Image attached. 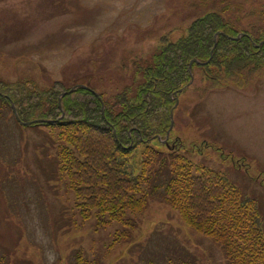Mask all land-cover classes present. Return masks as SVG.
Segmentation results:
<instances>
[{
	"label": "rangeland",
	"instance_id": "374dc122",
	"mask_svg": "<svg viewBox=\"0 0 264 264\" xmlns=\"http://www.w3.org/2000/svg\"><path fill=\"white\" fill-rule=\"evenodd\" d=\"M217 1L0 0V80L53 81L90 56L120 69L125 58L153 53L167 28L176 40L197 8ZM243 5L242 20L256 22L260 6ZM198 74L178 97L170 136L182 139L180 153L190 161L224 173L255 198L264 230V71L205 95ZM120 83L100 89L109 95ZM35 128L17 126L0 102L1 264H76L79 254L87 264H225L217 245L158 198L137 217L131 239L111 245L117 225L95 233L80 222L72 193L57 180L47 135ZM204 141L219 150L191 151Z\"/></svg>",
	"mask_w": 264,
	"mask_h": 264
},
{
	"label": "trees",
	"instance_id": "16d2710c",
	"mask_svg": "<svg viewBox=\"0 0 264 264\" xmlns=\"http://www.w3.org/2000/svg\"><path fill=\"white\" fill-rule=\"evenodd\" d=\"M246 1L260 6L258 19L248 25L240 10ZM243 3L218 0L197 8L180 37L171 40L174 29L166 27L153 53L145 59L125 58L120 69L100 67L97 56H90L86 65H70L53 81L0 80V93L8 97L0 96V102L12 115L10 101L21 121L41 120L31 126L46 133L57 180L72 193L80 222H90L95 233L117 225L111 245L129 241L137 217L158 198L192 231L217 245L225 264H264L256 199L224 173L182 155L181 138L170 136L167 145L158 140L170 126L175 92L190 81L192 60L201 62H193L191 69L202 81L200 95L220 86H242L264 71V0ZM233 9L238 16L232 19ZM116 81L121 85L109 95L100 89H110ZM79 82L99 97L83 88L60 97ZM210 147L219 150L204 141L191 151ZM76 264L87 263L79 254Z\"/></svg>",
	"mask_w": 264,
	"mask_h": 264
},
{
	"label": "water",
	"instance_id": "95a60500",
	"mask_svg": "<svg viewBox=\"0 0 264 264\" xmlns=\"http://www.w3.org/2000/svg\"><path fill=\"white\" fill-rule=\"evenodd\" d=\"M218 34H219V32H217V33L214 35V46H213V48H212V50H211V56H212L213 50H214L215 45H216V36H217ZM238 37H239V36H238ZM263 43H264V40H262V41L260 42V44H263ZM193 62L198 63V64L201 63V62H199L198 60H192V61L189 63L188 70H189V73H190L191 79H190V81H189V82H188L183 88H180L178 91H176V92H175V95H177V93H180L183 89H185L186 87H188V85H190L191 82L193 81V75H192V73H191V66H192V63H193ZM77 88L89 89V90L93 91L92 89H90L89 87H87V86L84 85V84H75L74 86L71 87V89H70L69 91H67V92H63V93L61 94L60 97L66 95V94H69V93L74 92ZM93 92H94V91H93ZM94 94H95L97 97H99V95H98L96 92H94ZM0 96L7 97V96H5V95H3V94H1V93H0ZM175 99H176V104L174 105V107H175V106L177 105V103H178V98L175 97ZM58 102H59V108H60V110H62L61 103H60V98L58 99ZM10 104H11V108H12V111H13L14 117H15V119H16L19 123H21V124H23V125H31V124H33V123H35V122H39V121L41 122V120H33V121H28V122H23V121H21L20 118H19V116H18V114H17V112H16L15 106H14V104L12 103V101H10ZM101 111H102V113L104 114V104H103V103H102ZM62 116H63V111H62ZM173 122H174V121H173V108H172V110H171V112H170V126H169V129H168L167 132H166V136H165V138H164L163 140H161L160 138H158V140L161 141L163 144H166V143H167V140H168V138H169L170 131H171L172 127H173Z\"/></svg>",
	"mask_w": 264,
	"mask_h": 264
}]
</instances>
